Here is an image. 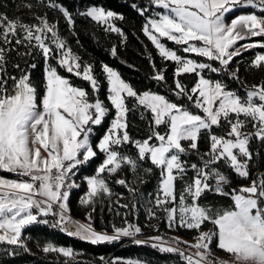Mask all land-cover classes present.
Listing matches in <instances>:
<instances>
[{"label": "snow or ice", "instance_id": "6c2138e0", "mask_svg": "<svg viewBox=\"0 0 264 264\" xmlns=\"http://www.w3.org/2000/svg\"><path fill=\"white\" fill-rule=\"evenodd\" d=\"M126 2L150 67L141 86L68 35L83 48L84 18L115 34L108 54L135 68L120 55L125 12L98 0L75 11L20 0L28 18L0 10V256L36 255L34 244L49 264H154L78 259L84 249L54 241L53 229L92 245H146L167 255L162 264H264V0ZM141 208L143 224L130 218Z\"/></svg>", "mask_w": 264, "mask_h": 264}, {"label": "trees", "instance_id": "16d2710c", "mask_svg": "<svg viewBox=\"0 0 264 264\" xmlns=\"http://www.w3.org/2000/svg\"><path fill=\"white\" fill-rule=\"evenodd\" d=\"M20 0H0V10L3 9V4L7 3L9 8L6 11L9 12L10 15H21L25 18L30 16V12L28 9H20L15 10V4L19 3ZM35 2V0H33ZM84 2H91V0H84ZM98 2L104 3L106 6L112 7L116 10H120L125 12L126 16L129 17V21L125 23V30L128 31V41L127 47L121 48L120 55L122 58L126 59L129 64L136 65L135 68L129 67L126 64L121 63L120 60L112 58L107 49L110 47L111 43L117 41V37L115 34H104L100 29L94 27V25L88 23L84 18H77V30L79 31V40L83 45V48H80L75 44V38L70 37V42L72 43V47L74 50L79 51L81 55L85 56V58L91 60L95 58L97 62L101 59L110 62L114 66H116L125 76V78L130 79L137 86H141L144 84H148V80L145 79V74L150 72V67L148 65L147 58L140 55V52L143 51V46L140 44V40L137 39L136 35L132 34V27L135 26L137 28V32L139 30L140 17L137 16L132 10L128 8L126 0H98ZM146 2V0H145ZM71 6V9L75 11L76 6L71 3H66ZM50 16L57 15L56 13H49ZM135 16V19H132ZM62 30H65L66 26L62 23L60 25ZM95 33V35H93ZM141 39H145V42L149 44L151 48L150 42L146 41V38L140 34ZM170 43V42H169ZM251 51V50H249ZM37 76H39V71H37ZM169 79H171L169 75ZM186 82H191V77H186ZM136 119V124L143 129L144 123L141 122L138 117ZM102 131V130H101ZM86 173L92 171V167H89L84 170ZM6 174V173H0ZM154 183V182H153ZM153 183H149L146 185L147 190H151L153 187ZM117 191L120 190L119 186H117ZM79 191L73 190L72 193V202H73V212L78 217L82 216L83 210L78 206L76 200L79 196ZM116 197L113 196V200ZM144 208L140 209V215L138 217H130L132 219H138L141 224L145 222ZM103 216L105 222L113 220V214L108 211L107 206L104 207ZM96 226L101 227L100 223V211L99 207L96 213ZM116 223H120V217H115ZM161 228L165 229V225L162 223ZM110 230V229H109ZM166 230V229H165ZM51 234V238L59 243L64 244H72L76 248L84 249L85 255L82 258L84 260L95 259L99 261L100 256H104L106 259L111 256H124V257H138V256H147L153 260L154 264H162V261L167 258L166 254L159 253L158 251L149 248L146 245H134L131 243H113V244H100V245H92L88 242L79 241L77 238L69 237L66 234L59 233L56 230L48 229L47 230ZM145 232L147 234H151V230L145 228ZM182 236L189 238L188 234L183 230L179 233ZM33 253L36 255H28L24 254L18 258H5L0 256V260L9 259L11 264H49V262L43 257L42 254L39 253V250L35 248L34 244Z\"/></svg>", "mask_w": 264, "mask_h": 264}, {"label": "rangeland", "instance_id": "374dc122", "mask_svg": "<svg viewBox=\"0 0 264 264\" xmlns=\"http://www.w3.org/2000/svg\"><path fill=\"white\" fill-rule=\"evenodd\" d=\"M64 2L65 3H71V4H74V5L79 6V7H82L83 4H85V3H89V2H84V0H64ZM220 254L222 255V253H220Z\"/></svg>", "mask_w": 264, "mask_h": 264}]
</instances>
